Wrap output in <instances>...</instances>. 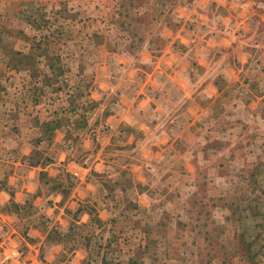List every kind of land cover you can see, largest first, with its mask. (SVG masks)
Returning <instances> with one entry per match:
<instances>
[{
	"label": "rangeland",
	"instance_id": "374dc122",
	"mask_svg": "<svg viewBox=\"0 0 264 264\" xmlns=\"http://www.w3.org/2000/svg\"><path fill=\"white\" fill-rule=\"evenodd\" d=\"M242 1V15L259 20L264 0H200L205 15L194 9L195 0H0V59L29 66L36 77L31 90H40L34 99L41 96L62 115L55 123L67 128L69 150L80 153L86 138L113 137L118 151H128L132 137L126 135L133 126L115 129L97 118L100 105L91 97L98 87L95 79L104 75L106 116L118 105V87L132 92L131 79L140 76L132 65L122 67L127 60L115 66L116 53L139 57L151 37L162 44L151 34L165 28L189 25L200 35L192 39L200 48L191 55L188 73L206 78L203 106L216 101L215 132L205 119L199 133L205 147L201 163L166 183L109 177L104 204L110 211H104V221L95 207L93 224L53 229L50 237L64 246L53 264H73L76 255L83 257L77 264H264V39L260 32L247 35L231 18L222 20L221 10ZM216 2L225 4L216 8ZM255 22L257 31H264L262 22ZM102 58L104 68L98 69ZM208 82L218 91L207 90ZM210 92L216 95L210 98ZM5 99L23 100L15 93L0 96L2 111L15 108L6 107ZM32 101L16 106L17 114L31 111ZM194 167L198 175H192ZM149 189L152 193L143 195ZM40 252L41 264H52L44 257L45 247Z\"/></svg>",
	"mask_w": 264,
	"mask_h": 264
},
{
	"label": "crops",
	"instance_id": "0c3cea01",
	"mask_svg": "<svg viewBox=\"0 0 264 264\" xmlns=\"http://www.w3.org/2000/svg\"><path fill=\"white\" fill-rule=\"evenodd\" d=\"M195 1L194 9L204 11L205 15L207 9L201 7L200 0ZM214 3L216 8L225 4ZM243 4L246 3L242 1L233 9L222 8V20L231 18L236 26L253 34L260 32V39H264V31H257L254 24L257 20L264 27V13H260L259 20L251 15L244 17L239 8ZM151 35L162 38V44L157 45L151 37L139 57H130L125 50L122 54L116 53L115 66L127 60L128 64L125 62L122 67L132 65L140 76L137 74L131 79L135 84L132 92L118 87L115 111L104 116L103 74L96 77L98 87L91 96L99 102L96 116L101 122L105 118L115 129L127 124L133 126L126 135L132 137L127 152L118 151L119 144L113 137L99 142L86 138L80 153L79 148H66L68 130L55 123L62 115L55 113L41 96H38L40 100L34 99L40 90H31L30 83L36 77L28 71L29 66L0 59V96L15 93L23 99L19 103L1 101L6 107L14 105L15 108L0 110V264H41L42 247L46 249L44 257L48 262L58 261L59 250H64V246L60 240L50 237L53 229H66L74 222L93 224L95 207L98 218L104 221V211H110L105 207L109 203L104 204V199L108 200L104 181L108 182L109 177L121 181L124 175H132L134 181L166 183L171 175H189V165L196 166L201 163L198 158H205L200 156V150L205 147L199 141V133L204 129L205 119L212 121L207 127L215 132L212 119L216 101L206 109L201 101L206 78L188 73L191 55L200 48V42L192 43V39L200 35L189 25H180L178 30L165 28ZM96 66L104 68V58ZM144 67H147L146 75L142 71ZM2 69L7 75L2 74ZM124 79L123 76L122 83ZM206 87L218 91L213 82H208ZM215 95V92L208 93L210 98ZM30 99H33L32 110L27 108L17 114V107ZM39 150L44 151L43 157L39 156ZM10 151L18 154L12 157ZM194 168L192 175H198L200 170ZM148 193L152 191L146 190L143 195ZM137 194L142 196L140 191ZM80 250L84 252V247ZM82 258L76 255L72 263H81Z\"/></svg>",
	"mask_w": 264,
	"mask_h": 264
}]
</instances>
